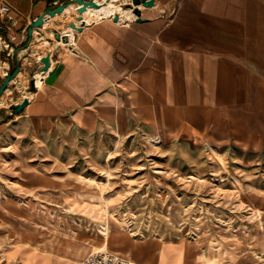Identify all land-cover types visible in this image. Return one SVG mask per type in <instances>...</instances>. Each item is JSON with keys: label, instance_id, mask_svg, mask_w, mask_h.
<instances>
[{"label": "crops", "instance_id": "obj_1", "mask_svg": "<svg viewBox=\"0 0 264 264\" xmlns=\"http://www.w3.org/2000/svg\"><path fill=\"white\" fill-rule=\"evenodd\" d=\"M68 1L75 0H0L9 9L0 14V86L19 67L0 97V136L13 129L42 137L68 131L109 138L113 147L169 149L167 178L181 180L183 189L191 177L202 180L183 199L193 203L202 195L199 207L224 208L210 211L191 236L159 245L126 232L121 215L104 214L105 207H125V198L108 206L71 201L101 207L102 215L48 237L31 261L30 230L46 227V219L30 220L29 206L0 192V264H80L101 251L142 264H264V229L227 234L206 224L215 218L236 223L239 207L264 212V0H149L139 6L141 22L126 9L131 0H110L108 10L116 13L88 12L86 19H95L70 36L76 13L63 12L28 37L35 19ZM42 57L50 67L36 87L32 75L43 67ZM30 95L12 115L10 107ZM3 150L0 141V164Z\"/></svg>", "mask_w": 264, "mask_h": 264}, {"label": "rangeland", "instance_id": "obj_2", "mask_svg": "<svg viewBox=\"0 0 264 264\" xmlns=\"http://www.w3.org/2000/svg\"><path fill=\"white\" fill-rule=\"evenodd\" d=\"M93 19L94 15L88 20L83 18L82 22L89 23ZM74 23L79 21L74 20ZM0 141L4 143L0 192L11 194L29 206L30 220L45 217L47 222L46 227L37 224L30 230L31 241H35L31 245V261L39 248L47 247L48 237L61 230L85 228L93 217L102 215L101 207H74L71 201L87 203L95 199L108 206L112 201L124 202L125 198V207L108 206L103 208L104 214L121 215L126 232L134 234L135 238L151 237L159 245L191 236L200 220L207 221L209 213H218L222 208L199 207L205 198L202 195L194 197L193 203L183 199L185 194L191 198L195 184H201L202 180L191 177L192 184L183 189L179 184L181 180L167 178L164 157L169 149L154 148L145 152V149L113 147L115 143L109 138H76L68 131L42 137L13 129L9 134H2ZM210 182L217 183L216 180ZM58 191L62 192L61 201ZM208 198L212 196H206ZM238 214L242 217L236 223L215 218L206 224L211 231L216 228L227 234L238 229L245 232L264 229V212L255 207H239ZM51 220H61L62 224L53 226L49 223ZM223 224H232V228ZM97 229L106 232L105 226Z\"/></svg>", "mask_w": 264, "mask_h": 264}, {"label": "water", "instance_id": "obj_3", "mask_svg": "<svg viewBox=\"0 0 264 264\" xmlns=\"http://www.w3.org/2000/svg\"><path fill=\"white\" fill-rule=\"evenodd\" d=\"M109 0H75L72 2H65L63 4H61L60 6L56 7L53 10H48L44 13L43 16L38 17L37 19H35L29 29H28V37L31 38L32 37V32L35 29H39L43 26V22L45 18H53L55 15H60L63 12H65L67 10V8L72 5L75 4L76 7V16H75V21H79V23L81 25L77 26L74 22L70 23L68 25V28L71 29L72 31H79L80 27H82V16L83 14L90 9L93 10H97L99 9L101 6H103L105 3H107ZM149 0H131V4L126 6V9H129L131 14L136 18V20L138 22H141L140 20V9L139 6L142 5L144 8L148 7ZM119 19L118 15H114L113 16V20L117 21ZM61 36L60 34H57L55 36V39L57 41L61 40ZM43 47L49 46V42L45 41L43 44ZM40 63L42 64V68L40 69V73H46L48 72V69L50 67V62L48 60V58L46 57H42L40 59ZM19 71V67L16 66L14 71L12 73H9L8 75H6L2 85L0 86V97L2 96V94L6 91L7 89V85L16 78L17 74ZM27 104V101H23V103H21L20 105L17 106H11L10 109L12 111V115H18L19 113L22 112L23 108L25 107V105Z\"/></svg>", "mask_w": 264, "mask_h": 264}, {"label": "built area", "instance_id": "obj_4", "mask_svg": "<svg viewBox=\"0 0 264 264\" xmlns=\"http://www.w3.org/2000/svg\"><path fill=\"white\" fill-rule=\"evenodd\" d=\"M8 10H9L8 7L2 6L0 8V14H6ZM46 73L39 72L33 74L32 75L33 85L36 87L40 85V83L42 82V77ZM5 75H7V73H5ZM31 99H32V95H30V97L27 100L25 99L24 101H27L28 103V101H30ZM80 264H142V263L132 261L128 258H122L109 251H101L85 258Z\"/></svg>", "mask_w": 264, "mask_h": 264}, {"label": "bare ground", "instance_id": "obj_5", "mask_svg": "<svg viewBox=\"0 0 264 264\" xmlns=\"http://www.w3.org/2000/svg\"><path fill=\"white\" fill-rule=\"evenodd\" d=\"M110 1V0H109ZM106 5H104V6H101L99 9H97V10H93V9H90V10H87L86 12H85V14L82 16L83 18H86L87 17V14H88V12H98L99 13V15L101 16L100 18H102V17H107L108 15H110V14H112V13H116L114 10L116 9V8H113V11H110V10H108V8L109 9H112V6H108V2L107 3H105ZM67 12V14H68V16H70V17H74L75 16V13H76V10L74 9V8H70V9H67L66 11H65V13ZM121 13H123L125 16H126V14L121 10ZM124 15H123V17H124ZM72 32V30L71 29H68L67 31H66V33H67V35L68 36H70L69 35V33H71ZM37 226V225H36ZM112 253V252H111ZM113 254H116V255H118V256H120V257H122L121 255H119V254H117V253H113ZM123 258V257H122Z\"/></svg>", "mask_w": 264, "mask_h": 264}]
</instances>
